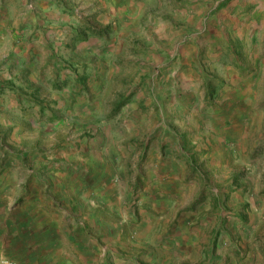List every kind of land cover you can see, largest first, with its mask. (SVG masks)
I'll return each mask as SVG.
<instances>
[{"label":"rangeland","instance_id":"374dc122","mask_svg":"<svg viewBox=\"0 0 264 264\" xmlns=\"http://www.w3.org/2000/svg\"><path fill=\"white\" fill-rule=\"evenodd\" d=\"M0 257L264 264V0H0Z\"/></svg>","mask_w":264,"mask_h":264},{"label":"built area","instance_id":"2783aa9c","mask_svg":"<svg viewBox=\"0 0 264 264\" xmlns=\"http://www.w3.org/2000/svg\"><path fill=\"white\" fill-rule=\"evenodd\" d=\"M0 264H15V263L12 260L0 257Z\"/></svg>","mask_w":264,"mask_h":264}]
</instances>
